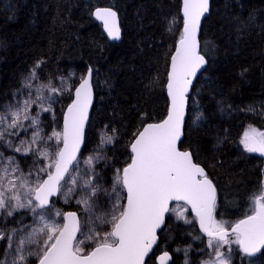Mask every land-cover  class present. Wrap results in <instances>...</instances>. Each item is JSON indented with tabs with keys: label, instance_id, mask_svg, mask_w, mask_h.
<instances>
[{
	"label": "trees",
	"instance_id": "1",
	"mask_svg": "<svg viewBox=\"0 0 264 264\" xmlns=\"http://www.w3.org/2000/svg\"><path fill=\"white\" fill-rule=\"evenodd\" d=\"M99 6L117 10L121 42L111 41L95 19ZM181 8L182 0H1L0 110L15 100L24 78L43 61L38 70L42 81L50 78L59 85V77L69 78V90L52 105L54 111L41 117L46 135L53 125L61 131L64 112L90 67L95 104L80 159L93 153L102 133L115 130L114 142L99 152L106 159L96 169L104 174L122 169L130 163L134 134L168 113L166 84L183 31ZM200 42L208 62L190 95L180 147L190 150L214 181L216 218L234 224L251 214L248 197L264 181V156L248 152L242 143L250 126L264 131V0H212ZM18 157L25 173L47 163L31 155ZM52 203L83 213L80 205L59 197ZM28 219L25 214L22 223ZM18 221L16 214L0 221V228L16 227ZM200 234L196 220L186 225L168 214L146 264H157L164 250L172 252L171 264H180L182 256L174 253L180 246H191L188 260L197 264L206 258L204 243L193 239ZM3 248L0 241V254ZM249 259L234 247L232 264H248ZM34 263L35 258L29 261Z\"/></svg>",
	"mask_w": 264,
	"mask_h": 264
},
{
	"label": "snow or ice",
	"instance_id": "2",
	"mask_svg": "<svg viewBox=\"0 0 264 264\" xmlns=\"http://www.w3.org/2000/svg\"><path fill=\"white\" fill-rule=\"evenodd\" d=\"M208 11L209 0H183V31L171 56L166 86L170 97L167 117L134 134L130 163L114 170L110 189L103 187L104 178L96 164L106 159L99 152L114 142L115 130L113 135L102 133L93 154L79 158L93 101V69L89 67L80 78L62 130L47 136L43 135L40 116L54 111L52 105L69 86L64 77L58 78L59 87L50 78L42 81L38 70L43 61L30 70L18 89L19 98L0 111V142L14 153L47 163L25 173L14 155L5 157L0 152V221L16 214L21 217L17 227L0 228V241L4 242L0 264H29L31 258L35 264H146L158 242V230L166 227L173 201L185 202L195 213L201 234L193 239L204 243L207 256L200 264H232L233 244L254 261L264 257V181L248 197L251 214L234 224L218 220L215 184L194 162L192 152L178 147L189 91L197 72L208 62L200 54L198 40L201 18ZM94 15L103 22L109 37L120 38L115 11L97 8ZM34 106L38 109L35 114ZM21 132L26 139L20 137ZM14 139L18 143L14 144ZM49 142H53L54 151L47 146ZM242 143L248 152L264 154V131L250 126ZM101 192L108 198L109 210L97 214L100 205L96 199ZM56 195L63 196L65 202L77 196L75 203L82 206L86 217L83 225L76 212L51 208L50 198ZM25 214L32 217L33 224L22 223ZM53 217H63L64 223ZM177 218L192 223L183 211ZM104 226L110 230L103 231ZM190 247L184 250L185 256ZM170 260L167 251L159 257L160 264Z\"/></svg>",
	"mask_w": 264,
	"mask_h": 264
},
{
	"label": "rangeland",
	"instance_id": "3",
	"mask_svg": "<svg viewBox=\"0 0 264 264\" xmlns=\"http://www.w3.org/2000/svg\"><path fill=\"white\" fill-rule=\"evenodd\" d=\"M71 74H72V73H71ZM71 74H70V75H71ZM68 80H69L68 77L65 78L66 83H68ZM53 84L55 85V82H53ZM58 84H59V85H55V86L59 87V86H60V83H58ZM18 98H19V93H17L15 99H18ZM12 103H14V101H13ZM3 110H4V109H3ZM3 110H0V111H3ZM37 110H38V109L35 108V106H34V108H33V114H35V112H36ZM51 113H52V112H51ZM51 113H48V112L42 113L41 116H40V120H41V117H42L43 114H47L48 116H50ZM41 127L43 128L42 120H41ZM43 130H44V128H43ZM53 130H56L54 125H53V129L50 130L49 133H48L47 135H50L51 132H52ZM56 131H58V130H56ZM30 133H31V129H29V135H30ZM43 135L47 136V135L44 133V131H43ZM20 137H21V138H25V139L27 138L23 132H21ZM13 143H14V144L18 143V139H14V140H13ZM51 144L53 145V142H51ZM52 145H51V147H53ZM42 146H43V145H42ZM47 146H48V145H47ZM48 147H49V146H48ZM49 148H50V147H49ZM53 148H54V147H53ZM0 152H2L3 155H4L5 157L14 155L15 158H16V160L19 162V167L21 168V159L18 157V155H21V154L14 153L11 149L7 148V146L4 145L2 142H0ZM92 154H93V153H90V154H88V155L83 156L81 160H83L85 157H87V156H89V155H92ZM32 157H33V156H32ZM33 158H35V157H33ZM79 158H80V157H79ZM83 167H84L83 164H81V168H83ZM96 170H97L98 172H100L101 175H102L103 178H104L103 181L101 182L102 185H103V187H105V188H109V189H110L111 184H112V177H113V174H114V170H115V169H114L113 171L109 172L108 174H104V172H103V171H100L99 169H96ZM58 197L62 200V202L66 203V204H68V203H75V200H76V198H77V196L74 195V196L72 197L71 200H69L68 202H65L63 196L59 195ZM96 203H97L98 205H100V207L97 208V214H101L102 212H107V211L109 210V209L106 207V205H107V203H109V201H108V198L105 196V194H104L103 192H101V193L98 194L97 199H96ZM80 206H81V205H80ZM81 207H82V206H81ZM51 208L54 209V210H59V211H61L62 213H64V211L62 210V208H60V206H59L58 204H56V203H52ZM171 209H173V210L169 212V215H170L174 220H176V221H178V222H181V223L186 224V225H191V224L193 223V221L195 220V216H193V214L191 213L190 208H189L187 205H185V204H181V203L174 204V205L171 207ZM181 211L184 212V214H185V218H186V219L192 221L191 224H187V223H185L184 219H178V218H177L179 212H181ZM82 212H83V211H82ZM28 216H29V219H28V222H27L26 224L31 225V224H33V220H32V217H31L30 215H28ZM53 219H55V221H56L57 223H59V224H63V217H53ZM85 219H86V217H85V214H84V212H83L82 215L80 216V220H81L82 225H83V221H84ZM3 223H4V221H3ZM17 226H18V224H17ZM17 226H16V227H17ZM84 230L86 231L87 229H84ZM98 230H99V229H98ZM102 230H103V231H109L110 228H109L108 226H104V228H103ZM78 237H79V236H78ZM86 244H87V243H86ZM86 244H85V245H86ZM235 246H236L235 244L232 245V263H233V260H234V247H235ZM187 248H189V247L180 246V247L175 248V250H174V253H176L178 256H182V257H181V262H180V264H185V260H186V259H187V261H188V264H191V262L188 260V255H189L190 250L188 251L187 256H185V253H184V250L187 249ZM177 249H179L180 251H177ZM31 259H33V258H31ZM31 259H30V260H31ZM205 259H207V256H206ZM260 259H264V257H261ZM260 259H256V260L254 261L253 258H250L248 264H260ZM203 260H204V259H203ZM200 262H201V261H199L197 264H200Z\"/></svg>",
	"mask_w": 264,
	"mask_h": 264
},
{
	"label": "water",
	"instance_id": "4",
	"mask_svg": "<svg viewBox=\"0 0 264 264\" xmlns=\"http://www.w3.org/2000/svg\"><path fill=\"white\" fill-rule=\"evenodd\" d=\"M211 1H212V0H209V11H208V12H207V13L201 18L200 31H199V33H198V40H199V41H200L201 28H202V25H203L204 19H205V18L209 15V13H210V9H211ZM0 2H1V0H0ZM97 8H111L113 11H115V12L117 13V21H118V26H119V29H120V38H119V39H116V40H113L111 37L108 36L107 30L104 28L103 22L100 21L99 19H97L95 15H94V17H95V19H96V20L102 25V28H103V31H104L105 35H106L111 41H113V42H121V39H122V30H121V26H120L119 14H118L117 10L114 9L113 7H110V6H99V7H97ZM97 8H95V10H96ZM95 10H94V12H95ZM181 14H182V17H183V0H182ZM183 20H184V17H183ZM177 44H178V42H177ZM177 44H176V47H177ZM176 47H175V49H176ZM199 51H200V54H201V55H204V54L202 53V50H201V42H200V49H199ZM174 54H175V50H174V52H173L172 55H174ZM205 59L207 60L206 57H205ZM206 67H207V64L204 65V66H203V67L197 72V75H196V77H195L194 80H193L192 88L190 89L189 94H188V105H187V108H186V115H185V121H184V127H183V135H182L180 141L178 142V147H179V149H180L181 151H185V149H182V148L180 147V144H181V141H182L183 138H184V130H185L186 121H187V117H188V109H189L190 95H191V93H192L193 86H194V84H195L197 78H198V77H199V76L205 71ZM170 70H171V61H170V66H169V72H170ZM169 72H168V73H169ZM78 85H79V83H78ZM78 85H77L76 87H78ZM166 86H167V84H166ZM92 91H93V101H92V105H91V107H90V109H89V113H88V121L86 122L85 127H84V144H85V138H86V131H87L88 124H89V121H90V118H91V115H92L93 107H94V104H95V91H94V86H93V73H92ZM166 92H167V87H166ZM167 96H168V94H167ZM74 98H75V96H74V93H73V99H74ZM73 99H72V101H73ZM168 99H169V107H168V111H169V108H170V97H169V96H168ZM72 101H71L69 104H71ZM67 107H68V106H67ZM66 112H67V108H66V110H65V112H64V115L66 114ZM167 114H168V113H167ZM64 115H63V118H64ZM166 117H167V115L165 116V118H166ZM165 118H164V119H165ZM164 119H162V120H160V121H158V122H152V123H159V122L163 121ZM148 124H149V123H148ZM146 125H147V124H146ZM146 125H145V126H146ZM145 126H144V127H145ZM62 128H63V120H62ZM142 129H143V128H142ZM142 129H141V130H142ZM133 142H134V140H133ZM83 147H84V145H82V147H81V151H80L79 157H80V155H81V153H82ZM187 151H190V150H187ZM252 153H254V152H252ZM254 154H259V155H263V156H264V154H261V153H258V152L254 153ZM193 160H194V158H193ZM194 162H195V160H194ZM195 163H196V162H195ZM197 164H198V163H197ZM199 165H200L201 167L204 168L203 165H201V164H199ZM126 166H127V165H126ZM204 169H205V168H204ZM205 172L207 173L206 169H205ZM208 177H209V176H208ZM209 178H210V177H209ZM210 179H211V178H210ZM211 180H212V179H211ZM212 181H213V180H212ZM213 183H214V181H213ZM214 184H215V183H214ZM215 186H216V185H215ZM58 196H59V195H56V196H53V197L50 198V206L52 205L53 200L56 199ZM177 203L185 204V202H183V201H180V202L173 201V202L169 205V207L171 208L173 204H177ZM185 205H186V204H185ZM187 206H188V205H187ZM188 207L190 208L191 213L193 214V216H195V213L192 211L191 207H190V206H188ZM66 212H76L77 215H78V217L80 218L79 213H78L77 211H75V210H65L64 213H66ZM168 214H169V213L166 214V217H167ZM242 219H243V218H242ZM63 223H64V220H63ZM165 223H166V218H165ZM197 226H198V229H199V224H198V222H197ZM161 231H162V230H158V233H157V234H158V237H159V233H160ZM78 236H79V234H78ZM159 240H160V238L158 239L157 244L153 247L152 252H151V253L149 254V256L146 258V263H147V260L149 259V257L152 255V253H153V252L155 251V249L157 248V246H158V244H159ZM164 251H167V252L170 254V256H171V260L168 262V264H171V263L173 262V254H172V252L169 251V250H164ZM164 251L160 252V253L157 255V257H156L157 264H160L159 257L163 254ZM34 264H35V263H34Z\"/></svg>",
	"mask_w": 264,
	"mask_h": 264
}]
</instances>
